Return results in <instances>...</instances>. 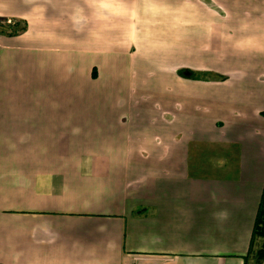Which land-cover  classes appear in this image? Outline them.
<instances>
[{"label": "crops", "instance_id": "0c3cea01", "mask_svg": "<svg viewBox=\"0 0 264 264\" xmlns=\"http://www.w3.org/2000/svg\"><path fill=\"white\" fill-rule=\"evenodd\" d=\"M0 18L28 25L0 34V264H259L264 0H0Z\"/></svg>", "mask_w": 264, "mask_h": 264}, {"label": "trees", "instance_id": "16d2710c", "mask_svg": "<svg viewBox=\"0 0 264 264\" xmlns=\"http://www.w3.org/2000/svg\"><path fill=\"white\" fill-rule=\"evenodd\" d=\"M27 22L13 18H0V34L15 36L19 35L27 29ZM183 77H194L195 73L189 69L179 70ZM92 75L97 77V68H93ZM220 78H224L222 75ZM264 115V111L262 112ZM254 257L259 264L264 260V189L259 203L257 215L254 222V228L250 241L249 253L246 256V261L249 257Z\"/></svg>", "mask_w": 264, "mask_h": 264}, {"label": "rangeland", "instance_id": "374dc122", "mask_svg": "<svg viewBox=\"0 0 264 264\" xmlns=\"http://www.w3.org/2000/svg\"><path fill=\"white\" fill-rule=\"evenodd\" d=\"M119 18H120V24H123L126 27L127 26V23H128L127 22V16H119ZM155 64H157V63H152L151 64L152 65V69H158ZM185 67L186 66H183L182 68L183 69H186ZM119 70H120L119 72L122 75H123L124 72H126L125 71L126 70L125 63L120 64V69ZM185 78L191 79L190 77H185ZM118 85L120 86L121 89H124L125 88V77L124 76L119 79ZM108 96H110V93L108 95H104L105 98L108 97ZM118 99H122L123 100V97L122 96H119ZM201 145L202 146H201V148L199 147L198 153L201 152L204 155V157L205 158L208 157V159H210V158H212V157H214L215 155L218 154V156H216V157H218L219 159L222 160L223 153L225 151H228V149H230L228 147V145H222V144L221 145H218L216 147H213V146H211L209 144H205V143L204 144H201ZM202 163L205 164V159L202 161Z\"/></svg>", "mask_w": 264, "mask_h": 264}]
</instances>
